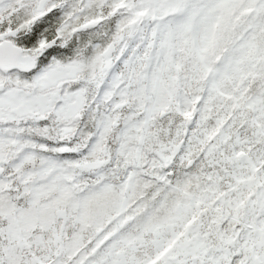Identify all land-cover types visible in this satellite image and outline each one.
<instances>
[{
    "label": "snow or ice",
    "instance_id": "1",
    "mask_svg": "<svg viewBox=\"0 0 264 264\" xmlns=\"http://www.w3.org/2000/svg\"><path fill=\"white\" fill-rule=\"evenodd\" d=\"M0 264H264V0H0Z\"/></svg>",
    "mask_w": 264,
    "mask_h": 264
}]
</instances>
